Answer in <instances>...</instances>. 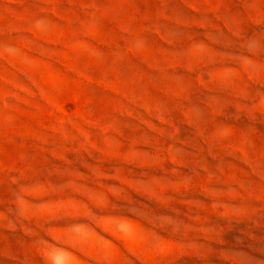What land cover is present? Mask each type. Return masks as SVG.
I'll return each instance as SVG.
<instances>
[{"label": "rangeland", "instance_id": "1", "mask_svg": "<svg viewBox=\"0 0 264 264\" xmlns=\"http://www.w3.org/2000/svg\"><path fill=\"white\" fill-rule=\"evenodd\" d=\"M0 264H264V0H0Z\"/></svg>", "mask_w": 264, "mask_h": 264}]
</instances>
